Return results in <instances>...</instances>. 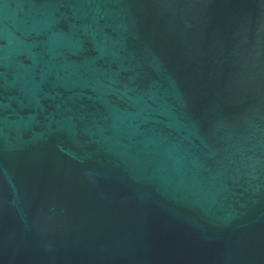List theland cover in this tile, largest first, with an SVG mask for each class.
<instances>
[{
	"label": "water",
	"instance_id": "water-1",
	"mask_svg": "<svg viewBox=\"0 0 264 264\" xmlns=\"http://www.w3.org/2000/svg\"><path fill=\"white\" fill-rule=\"evenodd\" d=\"M0 264H264V0H0Z\"/></svg>",
	"mask_w": 264,
	"mask_h": 264
}]
</instances>
